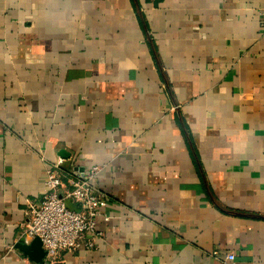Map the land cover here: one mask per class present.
I'll use <instances>...</instances> for the list:
<instances>
[{
  "label": "crops",
  "instance_id": "crops-1",
  "mask_svg": "<svg viewBox=\"0 0 264 264\" xmlns=\"http://www.w3.org/2000/svg\"><path fill=\"white\" fill-rule=\"evenodd\" d=\"M44 159L110 219L42 264H264V0H0V264Z\"/></svg>",
  "mask_w": 264,
  "mask_h": 264
},
{
  "label": "built area",
  "instance_id": "built-area-1",
  "mask_svg": "<svg viewBox=\"0 0 264 264\" xmlns=\"http://www.w3.org/2000/svg\"><path fill=\"white\" fill-rule=\"evenodd\" d=\"M44 161V196L38 202L28 203L23 237H38L48 262H54L63 251L96 249L104 235L97 220L99 217L110 219L104 212L107 199L96 185L103 168L92 165L83 172L70 174L62 167L63 159ZM67 201L74 208L68 207ZM223 259L230 263L235 255L228 253Z\"/></svg>",
  "mask_w": 264,
  "mask_h": 264
},
{
  "label": "water",
  "instance_id": "water-1",
  "mask_svg": "<svg viewBox=\"0 0 264 264\" xmlns=\"http://www.w3.org/2000/svg\"><path fill=\"white\" fill-rule=\"evenodd\" d=\"M66 203L68 207L74 208L69 201ZM16 248L20 249L31 261L41 264L45 262L46 251L42 246V241L38 237L31 240L24 237L19 243H17Z\"/></svg>",
  "mask_w": 264,
  "mask_h": 264
}]
</instances>
